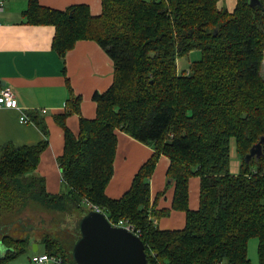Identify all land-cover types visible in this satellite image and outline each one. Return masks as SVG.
Instances as JSON below:
<instances>
[{"label": "trees", "instance_id": "16d2710c", "mask_svg": "<svg viewBox=\"0 0 264 264\" xmlns=\"http://www.w3.org/2000/svg\"><path fill=\"white\" fill-rule=\"evenodd\" d=\"M219 1L102 0V13L93 15L86 4L59 10L29 0L27 22L55 26L53 48L62 59L79 40H95L114 62V80L94 93L93 119L82 116V97L69 86L66 110L55 116L65 132L59 193L48 192L37 172L49 145L45 121H37L45 133L40 143L0 144V264L33 250L34 242L76 264L80 222L96 207L113 222L135 225L148 264H251L252 237L264 264V154L246 159L264 137V0L261 6L237 0L232 11ZM195 49L199 60L179 70L178 58ZM73 113L80 116L78 134L66 123ZM117 130L154 153L130 189L114 199L106 188L114 175ZM233 146L238 172L231 170ZM161 155L170 159L172 209L186 213L183 229L156 224L171 211L156 208L164 192L151 205ZM193 176L200 177L196 210L189 204Z\"/></svg>", "mask_w": 264, "mask_h": 264}, {"label": "crops", "instance_id": "0c3cea01", "mask_svg": "<svg viewBox=\"0 0 264 264\" xmlns=\"http://www.w3.org/2000/svg\"><path fill=\"white\" fill-rule=\"evenodd\" d=\"M40 4L65 10L75 4H86L93 15L102 13V0H39ZM231 11L237 0H228ZM29 0H0V82L11 87L18 99V108L0 107V144L11 142L16 146L35 145L45 138L37 121H45L49 145L42 153L37 172L46 180L47 191L57 194L62 190V173L58 158L64 152L65 132L55 116L63 114L69 98V86L82 97V116L93 119L97 114L95 92H104L114 80V62L95 40H79L66 53L65 59L54 50L55 26L30 24L24 16ZM220 5V4H219ZM220 7H222L220 5ZM69 81V84H68ZM46 109V112H43ZM26 115L30 121L21 120ZM68 127L78 134L80 116L67 117ZM118 148L114 175L106 194L121 198L132 186L140 167L152 156L154 149L129 134L117 130ZM231 167L238 172L240 158L232 147ZM170 159L161 155L151 178V205L164 192L157 209H170L156 224L162 230L183 229L186 213L172 209L175 185L167 186ZM200 177L190 178V208H199ZM38 246L37 253L44 252ZM33 255V254H32ZM31 258V257H30ZM31 262V259H30Z\"/></svg>", "mask_w": 264, "mask_h": 264}, {"label": "water", "instance_id": "95a60500", "mask_svg": "<svg viewBox=\"0 0 264 264\" xmlns=\"http://www.w3.org/2000/svg\"><path fill=\"white\" fill-rule=\"evenodd\" d=\"M261 6V0H251ZM264 137L254 144L246 159L264 154ZM81 237L72 256L76 264H148L146 246L141 237L122 227L112 225L102 211L90 210L80 222ZM34 250H38L35 243Z\"/></svg>", "mask_w": 264, "mask_h": 264}, {"label": "rangeland", "instance_id": "374dc122", "mask_svg": "<svg viewBox=\"0 0 264 264\" xmlns=\"http://www.w3.org/2000/svg\"><path fill=\"white\" fill-rule=\"evenodd\" d=\"M227 1L228 0H220L219 4L222 7L229 8V4ZM263 53H264V49H263ZM200 57H201L200 50H198V49L192 50L187 55H184V56L178 58V61H177L178 69L182 70V71L183 70H189L192 66V63L196 60H199ZM262 76L264 78V60H263V65H262ZM231 170H232V167H231ZM198 181H200V180L198 179ZM167 182H169V179H167ZM167 186H171V184L168 185V183H167ZM84 206H86V204H84ZM66 239L69 243L72 244L71 237H66ZM34 245H35V242L33 243V247H34ZM74 245H73V248H74ZM41 246L42 247H40V250L41 251L45 250L43 245H41ZM258 248H259L258 238H256V237L250 238L249 243H248V256H249V259L251 260V264H260ZM4 251H5V249L3 247L0 248V254H3ZM34 252H35L34 248H33V250L29 249L25 254L19 256L18 258L14 259V260L9 261L6 264H32V262H30V259L32 258V254ZM41 253H45V251L41 252Z\"/></svg>", "mask_w": 264, "mask_h": 264}, {"label": "built area", "instance_id": "2783aa9c", "mask_svg": "<svg viewBox=\"0 0 264 264\" xmlns=\"http://www.w3.org/2000/svg\"><path fill=\"white\" fill-rule=\"evenodd\" d=\"M5 106L8 108H18V99L14 90L11 87L4 86L0 82V107ZM43 112H46V109H43ZM21 120L24 122H29L30 119L26 115H22ZM96 211H102L100 208H95ZM112 225L116 227H122L127 229L128 231L136 234L137 236H141V232L135 227L133 223L126 219H120L118 221H111ZM33 264H72L69 262H64L61 258L51 255L47 252L45 253H35L32 256Z\"/></svg>", "mask_w": 264, "mask_h": 264}]
</instances>
